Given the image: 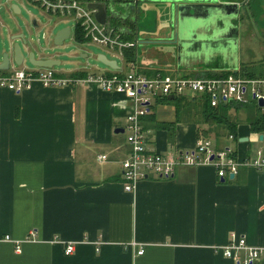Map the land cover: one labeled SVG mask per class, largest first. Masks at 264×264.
Returning a JSON list of instances; mask_svg holds the SVG:
<instances>
[{
  "label": "crops",
  "instance_id": "crops-1",
  "mask_svg": "<svg viewBox=\"0 0 264 264\" xmlns=\"http://www.w3.org/2000/svg\"><path fill=\"white\" fill-rule=\"evenodd\" d=\"M55 72L83 77L89 71ZM131 106L124 95L95 83L34 81L20 92L0 87V264H236L219 250L231 234L262 249L253 264H264L262 170L239 166L233 178L220 179L208 164L180 166L170 178L150 175L134 191L123 189L121 161L129 153L123 133ZM247 106L229 105L235 132L221 136L194 110H182L176 121L172 100L152 102L140 124L150 148L161 153L191 149L207 130L204 137L215 150L249 158L264 149V131L249 125L261 108ZM6 234L19 242L3 240ZM67 243L74 245L70 254Z\"/></svg>",
  "mask_w": 264,
  "mask_h": 264
},
{
  "label": "built area",
  "instance_id": "built-area-1",
  "mask_svg": "<svg viewBox=\"0 0 264 264\" xmlns=\"http://www.w3.org/2000/svg\"><path fill=\"white\" fill-rule=\"evenodd\" d=\"M8 1V0H6ZM42 7L50 15L75 19V29L81 28L85 42L115 50L123 57V49L137 48L138 40H123L126 28H113L100 24L94 18V9L86 8V2L79 0H30ZM127 70L110 74L88 72L83 77H60L52 68L11 69L0 73V87L14 92L23 91L38 81L43 86H63L69 84H98L108 92L124 95L131 100V110L126 114V142L129 153L121 161L122 186L125 191H134L137 183L150 175L154 178H170L180 166L208 164L215 168L217 177L235 174L239 166L262 170L264 173V149H258L253 157L238 159L229 148L215 150L208 137L200 136L191 149H177L161 153L150 148L140 124L148 109L158 99L173 97H201L211 107L218 105L255 104L264 110V77H247L236 73L225 76H201L186 74H164L156 72L151 76L139 71L136 62H126ZM1 72V71H0ZM262 103V106L259 104ZM228 139L233 135L228 134ZM100 157V156H99ZM212 157V158H210ZM32 234V233H31ZM13 241L9 235L1 237ZM16 244L19 241H13ZM74 245L67 243L64 252L70 254ZM221 253L236 264H253L262 249L247 244L244 237L231 234L228 242L219 247ZM140 248L137 253L142 254Z\"/></svg>",
  "mask_w": 264,
  "mask_h": 264
},
{
  "label": "rangeland",
  "instance_id": "rangeland-1",
  "mask_svg": "<svg viewBox=\"0 0 264 264\" xmlns=\"http://www.w3.org/2000/svg\"><path fill=\"white\" fill-rule=\"evenodd\" d=\"M11 4H16L20 12L13 13L10 9ZM263 13L264 8H258V10H254L252 15L248 14L247 16L245 15V11L241 10L242 21L239 25V36L236 43L231 45V53L229 56L232 57V61L231 63L227 61L229 66H245L249 71L264 75V31L260 30V27L263 25L260 21L264 19V16L262 18L260 15ZM154 16V12H148L142 15L144 19H141V23L138 24V29L140 30L138 41H142L146 37L145 33L152 34L155 31L156 24L159 26L163 23L161 19L156 24L149 20V18ZM33 21L36 23L35 26ZM62 27L71 28L70 37L65 39L61 46H55L53 44V36ZM142 30H145L144 34H142ZM16 31L17 33H22L24 38L28 39L33 45L36 58L48 56L59 60L60 64L53 67L55 70L86 69L89 72L101 74V72L107 71L110 68L97 59L98 54H104L106 58L115 60L121 71L127 70L122 57L117 51L90 42L82 43L76 41L73 36L75 19L50 15L42 7L30 0H0V58L3 51L7 52L11 69H34L27 61L28 50L26 46L22 47V54L24 56L23 64L17 66L13 62L11 43L14 41H10L9 36L14 35ZM158 33H161V31H158ZM143 48L141 46L138 48V60L136 62L141 73L151 76L160 71L164 74L186 75L183 71L175 72L169 69L170 67H164L163 65L168 63L166 59L159 57L153 58L150 53L151 51L143 50ZM81 54H86V56H82ZM150 61L154 63L153 67H147L150 65ZM118 71L116 70V72ZM248 105L247 107H251V109L255 107V104ZM196 116H199V114ZM124 134L127 133L124 132ZM251 145L255 146L256 144L252 143ZM257 146H259V143H257Z\"/></svg>",
  "mask_w": 264,
  "mask_h": 264
},
{
  "label": "water",
  "instance_id": "water-1",
  "mask_svg": "<svg viewBox=\"0 0 264 264\" xmlns=\"http://www.w3.org/2000/svg\"><path fill=\"white\" fill-rule=\"evenodd\" d=\"M238 2L227 0H88L86 1V8L94 9V18L100 24L107 23V17L110 12H119L123 15H130L132 18H137V16H142L147 14L148 12H154L156 23H158L161 19L163 22L161 25H157L155 27V31L152 32L151 35H169L172 38V42H176L177 40H183L185 43L190 44L192 40H197V35L203 30H209L210 24L218 20V19H226V16L234 17L237 15L238 11ZM228 8L235 9L234 11H230ZM10 9L13 13H19L20 10L16 4H11ZM208 10V11H207ZM206 12V14L203 13ZM165 20V21H164ZM34 26L36 25L35 21H33ZM230 26V25H229ZM229 28V27H228ZM168 29V31H166ZM220 28V30H222ZM144 34L145 30H142ZM161 31V33H158ZM135 37L138 40L140 35H138L136 31V27L134 29ZM218 35L209 36L208 34L205 36V41L203 44H207V41H214L217 38H221ZM71 34L70 27H62L60 28L53 36V44L55 46H61L65 39L69 38ZM146 37L142 41H138L137 48L135 49L138 53V48H150L151 44H154L158 41H152L147 38L150 36L149 33H145ZM159 35V36H161ZM169 38V39H170ZM10 41H14L11 43L12 53H13V62L17 66H21L24 62V56L22 54V47H27V61L34 68H52L56 65L60 64L59 60L54 59L53 57H35V53L33 50V45L30 41L24 38L22 33L15 32L14 35L9 36ZM195 41H192V44ZM212 43V42H211ZM236 43V41L234 42ZM145 49V50H147ZM82 56H86L83 54ZM97 59L113 70H118L119 66L115 60H110L106 58L104 54H98ZM10 68V60L8 57V53L3 51L1 53L0 58V71H6ZM233 69H236L233 68ZM169 99H173V96H169ZM262 106V103L259 104ZM115 133H122V128H116L114 130ZM263 135H259V138L262 139ZM247 139H244V141ZM212 158V157H210ZM230 178H233V174L229 175ZM224 179V178H221Z\"/></svg>",
  "mask_w": 264,
  "mask_h": 264
},
{
  "label": "flooded vegetation",
  "instance_id": "flooded-vegetation-1",
  "mask_svg": "<svg viewBox=\"0 0 264 264\" xmlns=\"http://www.w3.org/2000/svg\"><path fill=\"white\" fill-rule=\"evenodd\" d=\"M227 1L238 2L239 6L237 15L234 17L226 16V19H218L214 22V24L211 23L209 30L205 29L203 31H199V34H196L198 38H196L197 40H192L195 41L193 44L192 41H190L191 43L188 44L183 40L172 42L173 40L169 35H150L147 36L149 40L158 42L151 44L152 47L148 48L147 50H150L151 55L155 57L166 59L168 63L164 64L163 66L168 68L170 67L171 69H187L193 72H200L210 68H226L228 66L227 61H232V57L229 56V54L231 53V45L235 41H237V38L239 36V25L242 21L241 10H244L245 15L248 16V14L252 15L254 13V10H258V8H264V1L262 2V0ZM228 9L230 11L235 10L233 8ZM203 13L206 14V12L204 11ZM260 16H262L263 18L264 13ZM141 19L144 18L142 16L133 18L137 25L141 23ZM149 20L156 23L155 17H151L149 18ZM248 20L250 19L248 18ZM260 22L263 23L262 27H264V19H262ZM222 27L223 29L220 30V28ZM220 32H222L219 35L222 36L221 38H217L214 41H207V44H203L205 41V36L207 35L203 36L202 34L205 33L209 36H213L218 35ZM224 58L225 60H223Z\"/></svg>",
  "mask_w": 264,
  "mask_h": 264
},
{
  "label": "trees",
  "instance_id": "trees-1",
  "mask_svg": "<svg viewBox=\"0 0 264 264\" xmlns=\"http://www.w3.org/2000/svg\"><path fill=\"white\" fill-rule=\"evenodd\" d=\"M86 2L88 0H79ZM107 25L113 27V28H126V32L122 34L123 40H133L135 33V25L134 22H132L126 15L120 14L119 12H110L109 16L107 17ZM74 39L78 42H85V38L83 37V32L81 31V28H76L74 31ZM123 57L125 62H137V51L135 48H125L123 49ZM195 75H201V76H225L229 73H236L240 74L242 76L247 77H264L262 73H255L253 71L247 70L245 66H241L237 69H230L226 70L225 72L221 73H212L208 70H203L200 72H191ZM80 76H83L81 74ZM165 102H168L170 100L175 101V114H176V121L179 120V114L182 110L185 109L186 115H189L193 110L192 113L199 114V119L201 122L208 126V129L212 126L218 127L217 131H222L219 133L221 136L225 133H234L235 132V126L236 123L231 119V117L228 115V108L229 105H218L217 107H211L207 100L201 98V97H174L173 99L164 98ZM191 113V114H192ZM173 125V123L171 124ZM250 129L253 132H263L264 131V113L258 112L255 114V116L249 121ZM205 132V133H204ZM203 132L204 136L208 134L209 131L205 130ZM217 134V133H216Z\"/></svg>",
  "mask_w": 264,
  "mask_h": 264
}]
</instances>
